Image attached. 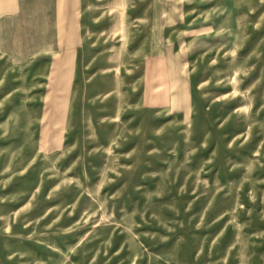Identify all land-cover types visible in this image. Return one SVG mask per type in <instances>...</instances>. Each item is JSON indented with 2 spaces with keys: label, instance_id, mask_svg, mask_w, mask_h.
<instances>
[{
  "label": "rangeland",
  "instance_id": "1",
  "mask_svg": "<svg viewBox=\"0 0 264 264\" xmlns=\"http://www.w3.org/2000/svg\"><path fill=\"white\" fill-rule=\"evenodd\" d=\"M63 4L0 0V264H264V0Z\"/></svg>",
  "mask_w": 264,
  "mask_h": 264
},
{
  "label": "crops",
  "instance_id": "2",
  "mask_svg": "<svg viewBox=\"0 0 264 264\" xmlns=\"http://www.w3.org/2000/svg\"><path fill=\"white\" fill-rule=\"evenodd\" d=\"M64 11H63V20H64V25L63 28H72V4H71V0H64ZM10 20H8L9 22ZM50 20H46L45 22L41 23L38 27L35 26L34 28H52V26L50 25ZM25 25V24H24ZM18 26V27H17ZM16 28H19V24H17ZM54 27V25H53ZM57 28V26H55ZM23 28H28L26 26H24ZM65 30V31H66ZM46 29H42V32H45Z\"/></svg>",
  "mask_w": 264,
  "mask_h": 264
}]
</instances>
